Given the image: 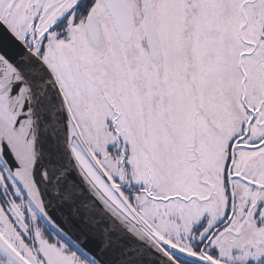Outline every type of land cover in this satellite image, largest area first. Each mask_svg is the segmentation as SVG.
I'll list each match as a JSON object with an SVG mask.
<instances>
[{"label":"snow or ice","instance_id":"6c2138e0","mask_svg":"<svg viewBox=\"0 0 264 264\" xmlns=\"http://www.w3.org/2000/svg\"><path fill=\"white\" fill-rule=\"evenodd\" d=\"M0 264H264V0H0Z\"/></svg>","mask_w":264,"mask_h":264}]
</instances>
